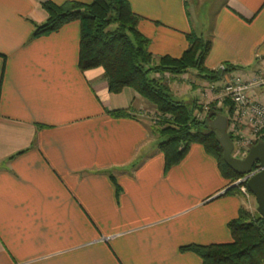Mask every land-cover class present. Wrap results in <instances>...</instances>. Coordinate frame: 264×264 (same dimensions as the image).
<instances>
[{
    "label": "crops",
    "instance_id": "1",
    "mask_svg": "<svg viewBox=\"0 0 264 264\" xmlns=\"http://www.w3.org/2000/svg\"><path fill=\"white\" fill-rule=\"evenodd\" d=\"M47 1L71 0H0V264H202L181 248L231 242L229 222L254 203L226 193L202 145L166 172L160 139L134 115L140 95L80 69V22L34 36ZM129 2L156 61L181 57L191 32L212 40V70L264 61V0ZM164 79L206 101L205 82Z\"/></svg>",
    "mask_w": 264,
    "mask_h": 264
},
{
    "label": "trees",
    "instance_id": "2",
    "mask_svg": "<svg viewBox=\"0 0 264 264\" xmlns=\"http://www.w3.org/2000/svg\"><path fill=\"white\" fill-rule=\"evenodd\" d=\"M43 8L48 18L35 26L34 36L48 35L71 22H80V69L103 68L111 93L133 89L154 104L161 115L169 116L152 127L160 139L158 147L164 155L166 172L181 163L194 144H199L216 159L229 186L241 177L226 164L224 150L210 129L213 118L231 111L222 108L220 112L214 107L204 111L198 100L189 103L177 100L164 79L166 75L180 76L194 70L203 79L220 81V72L206 66L213 45L211 39L191 32L189 48L181 57L165 55L156 61L149 49L150 40L138 29L142 17L134 12L129 0H91L90 3L71 0L63 4L47 1ZM225 66V72L239 68L232 64ZM201 112H205L203 118L198 116ZM113 114L130 116L125 109L114 110ZM261 140H264V130ZM226 193L241 195L234 186ZM229 229L231 242L191 244L183 246L181 251L196 254L202 264H264V218L241 208L238 217L229 222Z\"/></svg>",
    "mask_w": 264,
    "mask_h": 264
},
{
    "label": "built area",
    "instance_id": "3",
    "mask_svg": "<svg viewBox=\"0 0 264 264\" xmlns=\"http://www.w3.org/2000/svg\"><path fill=\"white\" fill-rule=\"evenodd\" d=\"M226 78L222 95L231 97L234 103L230 109L228 132L234 140L235 157L244 158L261 140L264 130V68L253 75L233 70ZM250 176H243L246 184Z\"/></svg>",
    "mask_w": 264,
    "mask_h": 264
},
{
    "label": "water",
    "instance_id": "4",
    "mask_svg": "<svg viewBox=\"0 0 264 264\" xmlns=\"http://www.w3.org/2000/svg\"><path fill=\"white\" fill-rule=\"evenodd\" d=\"M225 70L226 66H223L219 70L220 75ZM228 128L229 117L225 114H219L210 121L211 133L216 135L224 150L226 164L241 176L251 175L247 186L257 200L258 213L264 218V140L254 144L244 158H236L234 140Z\"/></svg>",
    "mask_w": 264,
    "mask_h": 264
},
{
    "label": "rangeland",
    "instance_id": "5",
    "mask_svg": "<svg viewBox=\"0 0 264 264\" xmlns=\"http://www.w3.org/2000/svg\"><path fill=\"white\" fill-rule=\"evenodd\" d=\"M191 1V0H189ZM264 68V61L263 63L260 64V66L255 70V71H252V72H249V71H240V70H235V71H240L242 73H246L247 75H253L255 72H257L258 70H260V68ZM191 72V71H190ZM228 73L229 72H223V74L221 75L222 78H221V81H218V82H213V81H208L206 79H203L201 77H199L197 75V72L193 70V73L192 74H183L184 75H188L189 76V80L191 82H195L197 83L198 85L202 84V83H206V85H203L202 87V92H205V96L207 97L206 98V101L203 104L204 106V111H207L208 107H214L216 111H220V109L222 108H227L226 110L228 112H230V108H232L234 106V103L232 102L231 100V97L229 96H223L222 95V88L224 89V82L226 81V77H228ZM172 76V75H170ZM181 76V75H180ZM158 77V75L156 76ZM170 82V81H169ZM209 82V83H208ZM168 83V82H167ZM215 83V84H214ZM196 85V84H195ZM168 86L170 87L171 89V86L170 84L168 83ZM197 86V85H196ZM211 88H215V89H211ZM211 90H214L211 92ZM135 91V90H134ZM172 94H174V97L175 99L177 100H181L183 102H193L191 100V97H180L178 96L179 94V90L177 91L176 89L175 90H172ZM177 91V92H176ZM217 91V92H216ZM138 93V92H137ZM139 94V93H138ZM177 94V95H176ZM140 95V94H139ZM211 97H210V96ZM140 99L143 101L144 105L142 106L141 109H139L136 114H134L135 116H138L142 119H146L148 120L150 123H151V126L154 127V126H158L160 124V122L163 120V119H167L169 118L168 115L164 116V115H161L158 111H157V108L154 104H152L151 102H149L147 99H145L144 97H142L140 95ZM230 101L231 103L229 104V106H226L227 102ZM221 112V111H220ZM204 114L205 112H201L198 114V116H201L203 115L201 118L204 117ZM230 116V114H228ZM227 115V116H228ZM228 116V117H229ZM155 135H157L155 133ZM164 138L161 139V141H163ZM237 155V152L234 151V156ZM237 187L239 189V191L241 192V194L244 196V198L247 200V204H250L251 201L254 203V211L250 209V207L247 206V209L251 214L253 215H259V213L256 211L255 209V206L258 208V203H257V200L256 198L253 196V194L250 192L249 189H247V184H246V180H245V177L241 176L240 178H238L236 181H234L230 187ZM244 189L248 190V191H244ZM247 192V193H246Z\"/></svg>",
    "mask_w": 264,
    "mask_h": 264
}]
</instances>
